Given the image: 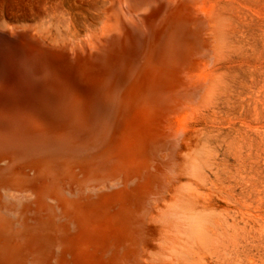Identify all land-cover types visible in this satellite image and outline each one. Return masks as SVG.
<instances>
[{"label": "bare ground", "instance_id": "6f19581e", "mask_svg": "<svg viewBox=\"0 0 264 264\" xmlns=\"http://www.w3.org/2000/svg\"><path fill=\"white\" fill-rule=\"evenodd\" d=\"M251 1L0 24V264H230L260 144L229 123L256 80L220 62L258 49Z\"/></svg>", "mask_w": 264, "mask_h": 264}, {"label": "rangeland", "instance_id": "374dc122", "mask_svg": "<svg viewBox=\"0 0 264 264\" xmlns=\"http://www.w3.org/2000/svg\"><path fill=\"white\" fill-rule=\"evenodd\" d=\"M92 1L0 0V24L1 26L2 24L5 26L43 25V27L55 32L69 18L75 19L79 23L86 17H94L93 7L96 0ZM246 6V19L244 21L249 25L252 24L251 26L255 29L258 28V38L256 37L258 49L253 50L249 47L232 49L227 53V58L221 60L220 65L232 66L231 68L237 69V71L253 75L256 80L255 85L248 84V92L240 98L245 104L250 105L247 113L245 115L236 113L230 118L229 123L235 129L245 130L249 136L259 142L260 155L255 157L253 161L260 170V185L258 190L254 189L252 184L255 181L249 180L250 189L245 194L247 196L246 236L244 239L231 244V254L228 255V258L230 264H264V0H252ZM244 122L250 124V128L245 126ZM227 125L228 123L223 127H227ZM241 190L243 188L238 187V191ZM237 219L240 220L239 217ZM221 263L217 261L215 264Z\"/></svg>", "mask_w": 264, "mask_h": 264}]
</instances>
